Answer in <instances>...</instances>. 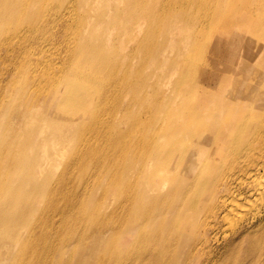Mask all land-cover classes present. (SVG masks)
I'll return each instance as SVG.
<instances>
[{
    "label": "bare ground",
    "instance_id": "6f19581e",
    "mask_svg": "<svg viewBox=\"0 0 264 264\" xmlns=\"http://www.w3.org/2000/svg\"><path fill=\"white\" fill-rule=\"evenodd\" d=\"M63 1L0 0V107L11 86L21 101L5 114L13 125L0 121V264H71V257L66 258L69 247L81 244L88 251L75 264H264V49L240 55L251 47L248 39L241 40L245 23H253L256 34L264 27V0H240L252 15L237 17L236 33L227 21L214 33L208 26L216 19L203 21L206 38L216 40V53L210 59H188L183 65L174 61L170 66L185 75L174 85L184 92L175 104L176 118L142 122L132 116L139 102L116 97L114 107L122 117L110 127L103 125L104 106L99 109L110 101L112 87L103 79L126 77L130 59L139 49L155 52L160 45L140 41L136 50L114 58L103 37L96 40L90 29L76 30L75 37L82 42L67 47L58 74H30V61L21 62L11 70L18 77L10 75L4 84L7 53L3 52L13 37L23 32L24 24L30 26L26 29L31 35L45 29L46 10ZM79 1L91 10L98 0ZM152 2L165 13L182 14L184 22L193 21L199 7L207 4ZM68 25L80 23L68 21ZM171 52L161 51L163 64ZM94 83L98 87H91ZM140 83L136 88L141 92L154 87L145 85L148 78ZM97 98L100 111H92L90 104ZM174 100L168 96L158 104L172 107ZM36 115L40 121L26 134L24 126ZM52 140L59 145L54 154L46 150ZM67 152L74 159L64 161ZM123 152L132 155L130 162L114 165L112 160ZM142 154L144 163L138 167ZM156 167L168 172L172 185L145 184V168ZM108 174L104 188L96 187ZM107 188L115 190L111 206L109 198L105 200ZM126 189L127 197L120 203ZM230 215L241 218L224 232L222 247L215 248L220 221ZM123 221L130 239L125 249L109 237ZM199 226L202 236L186 243L184 236L195 235ZM198 249L203 252L200 256Z\"/></svg>",
    "mask_w": 264,
    "mask_h": 264
},
{
    "label": "rangeland",
    "instance_id": "374dc122",
    "mask_svg": "<svg viewBox=\"0 0 264 264\" xmlns=\"http://www.w3.org/2000/svg\"><path fill=\"white\" fill-rule=\"evenodd\" d=\"M152 1L153 0H145V2L149 4L147 5L134 0H98L96 1L95 7L89 10L90 8H84L79 0H64L58 5L59 7H50L45 12L46 19L49 21V24L45 29H41L31 35L28 32L29 30L26 29L27 26H30L27 24L22 25L24 27L23 32L20 35L14 36L9 50L3 52L7 53L5 54L7 63L4 66V84H7V79L10 75L11 78L14 76L15 78L18 77V74L12 76L11 70L14 66L17 68L21 62L30 61L27 64L28 72L30 74L33 72L38 73L40 76L45 75L47 72L58 74L60 70L64 68L62 60L66 57L67 47L76 46L82 42V38H78L79 36L75 37V31L79 30L83 33L85 30L90 29L88 33L91 32L92 37L96 40L103 37L106 49L112 52L114 58L118 57L119 54L120 56L121 54L126 55L129 54L131 50H136L140 41H148L150 46L156 48L160 45L159 49L161 51L164 50L167 52L168 48L172 50L167 57L166 64H163L164 59L159 49H156L155 52H151L145 51L141 48L136 52L135 57L130 59L131 70L125 75L126 77L120 78V75L118 77H113V79L112 77L109 79L107 76L103 79L109 84H112L109 93L110 101L106 105H99V109L104 106V127L115 126L120 122L122 115L114 107L116 97L117 99H122L124 102L128 100L139 102V107L133 112L132 116L136 115L138 117L137 119L142 122H156L162 119L176 118L178 114L176 113L175 104L184 98V92L180 89L178 91V87L174 85H176L178 80H183L185 75L182 69L181 71L178 69L177 71H171L170 66L173 65L174 61L183 65L188 59L192 61H196L199 57H203L204 59L208 57L210 59L212 54L216 53V49L214 48L216 40L213 37L212 42H210V39L206 38L203 21H206L209 24L212 17L216 19L214 24L208 26V29L211 26V29L209 30H213V33L215 31L218 32V29L221 28V22L227 21L231 24L233 32L236 33L240 29V24L236 20L237 17L244 13L252 14L243 9L240 0L239 2H237V0H205L207 4H203V6L199 7L195 19H192L193 21L190 22H184L182 20V14L176 12L165 13V11L159 8L156 4L153 5ZM165 1L174 3V0H163V2ZM207 8L209 9L207 10ZM149 15H151V17H149ZM55 18L56 20H53ZM68 21H70V25L71 23L75 24L78 21L80 26L69 27ZM148 35L149 39L145 40ZM213 36L217 37L216 35ZM219 38L221 39V37ZM246 39H248L251 47H249L248 50L245 49L241 51L240 55L246 54L249 50L251 52H263L264 27L260 26L259 32L256 34L253 23H250L249 25L245 23L244 34L241 37L242 43H244ZM258 44L261 46L258 47ZM19 45L21 48H18ZM252 49L254 51H252ZM221 51L226 54L225 44H222ZM221 51H218V55L220 56L222 55ZM120 60L122 59L120 58ZM48 67L50 68V71H48ZM84 70L88 71L89 69L85 68ZM146 78H148V84H145L146 86L154 85L153 89L159 87L162 91L155 92L150 88L142 90V92L138 90L136 86H142L140 82ZM13 87L14 86H11L6 90L4 89L3 105L0 107V121L7 123L9 126L14 123L10 119V116L9 118H6L5 114L13 111L12 108H15V103L16 106L19 102L21 103V101L17 99V90H13ZM91 87H98V84H91ZM127 92L131 96H129ZM168 96L175 98L174 106L166 108L165 106L158 104V101H166ZM12 99H14V101ZM27 101L28 100L26 99V102ZM98 101L100 102V99L97 98L95 102L90 104V109H92V111L99 110L97 106ZM100 110L102 111V109ZM125 118L130 117L125 116ZM36 121H40L38 120V115H36V119L31 120L29 123L27 122L24 126V130L27 131L26 134L30 133L28 132V129L31 127L34 129ZM41 128L46 133L48 132L43 123H41ZM41 146L43 148V145ZM58 148L59 145L55 140L50 141L48 146H46V150L51 154L56 153ZM31 154V151L27 152V155ZM40 154L41 152L39 149V155ZM131 157L132 155L130 153L123 152L122 154H117L112 161L114 162V165L126 166L130 162ZM143 157V154L138 157V159L140 158L138 167L143 166ZM98 158L99 156L96 157L95 161ZM63 159L64 161H67L74 159V156L71 155L70 152H67L63 155ZM94 170L95 169H93L92 175L96 172ZM144 171H146V175H143V181L145 184L149 183L151 185L160 186L162 183H167V187L172 185V182L167 181L169 179V174L163 169V167H156L152 171L145 168ZM110 176L111 175L108 174L106 177L99 180L96 187L104 188L107 184L106 179ZM114 191L115 190L112 188H107L106 192H104L106 196L105 200H108L109 198L107 202H109L110 206L112 205L110 198H113ZM126 197L127 189L124 191L123 197L122 194L121 197L119 196V202L122 203L125 201ZM155 207L159 211L161 210L160 205L156 204ZM239 218H241L240 215H230L227 220L220 221V226L217 229L220 241L214 245L215 248L222 247L224 242L222 239L224 232L232 230L235 224H237ZM119 225L120 229L111 233L109 237H111V239L113 238V242H116V247L125 249L126 243L130 241V239L126 237L128 225H126L124 221L117 223L116 227ZM201 228L202 226H199V230L195 235L186 234L183 238L187 241L186 243L195 241L196 238H200V236H202ZM142 229L143 227H140L139 231ZM180 244L182 246V240L180 241ZM69 248L71 249V253L68 254V256L66 255V258L69 256L71 257V264H75L76 260L88 251L82 244L78 246L71 245ZM200 250L201 249L196 250L198 253L196 256L203 254ZM124 263L131 264L129 261ZM191 264L196 263L191 262Z\"/></svg>",
    "mask_w": 264,
    "mask_h": 264
}]
</instances>
